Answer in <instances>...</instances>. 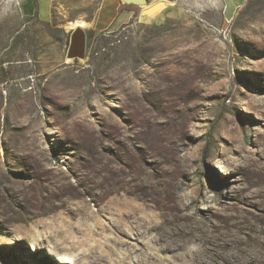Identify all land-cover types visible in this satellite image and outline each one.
I'll return each instance as SVG.
<instances>
[{"label":"rangeland","instance_id":"374dc122","mask_svg":"<svg viewBox=\"0 0 264 264\" xmlns=\"http://www.w3.org/2000/svg\"><path fill=\"white\" fill-rule=\"evenodd\" d=\"M165 1L0 5V264H264V0Z\"/></svg>","mask_w":264,"mask_h":264},{"label":"crops","instance_id":"0c3cea01","mask_svg":"<svg viewBox=\"0 0 264 264\" xmlns=\"http://www.w3.org/2000/svg\"><path fill=\"white\" fill-rule=\"evenodd\" d=\"M13 3L23 18L35 17L47 23L61 16L68 21V28L73 22H84V28L94 31L112 29L110 24L120 11L121 25L132 17L135 9L124 7L120 0H0V5L6 9ZM231 3L235 4V1Z\"/></svg>","mask_w":264,"mask_h":264},{"label":"water","instance_id":"95a60500","mask_svg":"<svg viewBox=\"0 0 264 264\" xmlns=\"http://www.w3.org/2000/svg\"><path fill=\"white\" fill-rule=\"evenodd\" d=\"M124 7L140 9L139 17L155 14L160 6L165 5V0L150 3L149 0H120ZM86 33L82 28L72 29L66 51V59H82L85 53Z\"/></svg>","mask_w":264,"mask_h":264},{"label":"bare ground","instance_id":"6f19581e","mask_svg":"<svg viewBox=\"0 0 264 264\" xmlns=\"http://www.w3.org/2000/svg\"><path fill=\"white\" fill-rule=\"evenodd\" d=\"M164 6V5H162ZM162 6H160L162 8ZM159 10V9H158ZM76 22V21H75ZM84 22H79V23H75L73 22V24H71V26H69L70 29H76V28H84Z\"/></svg>","mask_w":264,"mask_h":264},{"label":"trees","instance_id":"16d2710c","mask_svg":"<svg viewBox=\"0 0 264 264\" xmlns=\"http://www.w3.org/2000/svg\"><path fill=\"white\" fill-rule=\"evenodd\" d=\"M93 32H94V31H89V32L87 33V36H88V37H91V35L93 34Z\"/></svg>","mask_w":264,"mask_h":264},{"label":"built area","instance_id":"2783aa9c","mask_svg":"<svg viewBox=\"0 0 264 264\" xmlns=\"http://www.w3.org/2000/svg\"><path fill=\"white\" fill-rule=\"evenodd\" d=\"M15 4H17V3L15 2Z\"/></svg>","mask_w":264,"mask_h":264}]
</instances>
